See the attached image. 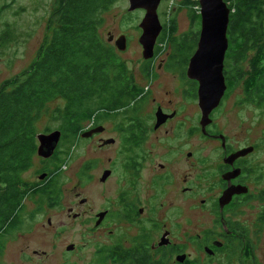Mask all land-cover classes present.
<instances>
[{
  "label": "flooded vegetation",
  "instance_id": "flooded-vegetation-1",
  "mask_svg": "<svg viewBox=\"0 0 264 264\" xmlns=\"http://www.w3.org/2000/svg\"><path fill=\"white\" fill-rule=\"evenodd\" d=\"M164 1L158 6L160 20ZM162 30L153 56L129 70L134 80L129 98L81 122L74 144H82L78 156L63 152L62 136L50 157L40 156L36 149L22 174L17 225L64 206L68 218L81 222L84 237L82 247L72 242L74 248L67 250L93 249L90 261L96 264H264L261 146L257 141L233 146L223 130L225 123L215 120L239 88L234 102L261 124L264 135V84L247 83L256 69L246 57L242 62L248 59V65L240 67L242 81L233 88L227 85L203 130L199 82L187 76L190 56L185 63L171 47L157 53ZM115 35L108 31L107 41L114 46L121 34ZM86 131L92 134L81 137ZM201 136L215 145L201 147ZM248 146L251 152L230 157ZM58 158L69 162L76 191L66 207L63 199L72 188L60 176L56 179ZM76 158L79 163L72 167ZM237 186L242 187L239 192L227 197V190ZM24 245L23 252L30 256L29 245ZM32 252L38 254L37 249Z\"/></svg>",
  "mask_w": 264,
  "mask_h": 264
},
{
  "label": "trees",
  "instance_id": "trees-1",
  "mask_svg": "<svg viewBox=\"0 0 264 264\" xmlns=\"http://www.w3.org/2000/svg\"><path fill=\"white\" fill-rule=\"evenodd\" d=\"M117 1L54 0L47 18L48 34L35 58L0 84V253L5 235L20 227V184L36 154L40 120L51 114L59 122L63 152L68 153L79 138L84 119L91 120L102 107H119L129 98L134 82L130 68L100 32L105 15ZM225 1L231 8L224 62L226 83L233 88L242 81L240 63L248 57L256 72L247 83L264 84V0ZM198 3L180 2L179 8L190 10L192 27L187 32L179 33L176 15H168L157 53L171 47L186 63L200 33L193 27L200 23V13L194 8ZM11 35L7 25L1 41L6 42ZM53 102L59 103L50 112ZM64 162L56 160V179Z\"/></svg>",
  "mask_w": 264,
  "mask_h": 264
},
{
  "label": "rangeland",
  "instance_id": "rangeland-1",
  "mask_svg": "<svg viewBox=\"0 0 264 264\" xmlns=\"http://www.w3.org/2000/svg\"><path fill=\"white\" fill-rule=\"evenodd\" d=\"M53 1L0 0V84L5 79L19 73L35 58L40 44L48 34L47 18ZM181 1H164V13L161 16V21L164 23L169 14L176 15L179 33L187 32L192 27L190 10L185 7L179 8ZM128 7V0H118L105 15V22L100 32L106 41L108 40V31L114 32L116 37L119 34L128 36L127 48L125 51L118 50V53L127 62L129 68L134 69L139 66V61L144 58L143 49L139 42V36L142 32L139 23L145 11L138 9L129 11ZM7 25L10 26L12 35L6 42H2L1 36ZM199 26L200 23H197L193 27L199 28ZM247 60L241 62L240 67H246L248 65ZM238 91L239 88L233 92V97L231 96L222 106L215 115V120L220 122L221 125L225 123L223 130L229 134L230 143L233 146L250 145L257 141L261 146L262 162H264V135L261 132V124H255L249 111L244 114L240 104L234 102ZM58 103L49 104L50 112ZM233 104V109L229 110ZM50 115L44 116L40 120L39 132H43L47 127H51V130L58 128L59 122L52 119ZM200 142L201 147L209 148L215 145L206 141V137L202 138V136ZM62 146L65 149V144ZM81 146L82 144L79 141L78 146L74 147L72 145L68 153L73 151V155L78 156ZM67 154L61 155V158L66 160ZM38 163L37 159L36 166ZM78 163L79 158H76L72 167H76ZM36 166L30 171L31 177H34L33 172ZM61 166L62 173H60L59 179L62 183H65V186L72 188L71 166L67 161L62 163ZM75 192L73 188L68 193L65 192L67 194L66 198L63 199L65 207L69 201L75 200ZM48 217H51V224L48 223ZM81 226L80 221H73L68 218L64 206L55 212L40 213L32 222L27 221L25 225H21L19 228L12 230L8 236H5L4 249L0 253V264H96L90 261L93 249L80 253H72L67 250L72 242L76 246L82 247L84 237ZM24 243L29 245V251L27 252L30 256L22 250L25 246ZM33 249H37L38 254L32 255ZM75 255L78 257L76 261H74Z\"/></svg>",
  "mask_w": 264,
  "mask_h": 264
},
{
  "label": "water",
  "instance_id": "water-1",
  "mask_svg": "<svg viewBox=\"0 0 264 264\" xmlns=\"http://www.w3.org/2000/svg\"><path fill=\"white\" fill-rule=\"evenodd\" d=\"M161 0H128L129 11L144 9L145 13L139 23L142 32L139 42L142 46L143 57L150 58L154 54L156 40L163 29L158 14ZM200 5V33L197 46L190 56L187 76L199 82V106L201 109V125L203 130L211 121L210 113L221 102L227 88L224 75V62L229 46L227 29L231 8L225 0H198ZM112 36L109 37L112 40ZM127 37L121 34L115 39V46L119 51L127 48ZM92 131L82 132L81 137L90 136ZM62 136L60 129L48 133H38L39 145L37 153L45 158L50 157ZM252 146L244 147L230 157L236 158L251 152ZM242 187L237 186L227 190L226 196L239 192ZM71 244L67 249H73Z\"/></svg>",
  "mask_w": 264,
  "mask_h": 264
},
{
  "label": "built area",
  "instance_id": "built-area-1",
  "mask_svg": "<svg viewBox=\"0 0 264 264\" xmlns=\"http://www.w3.org/2000/svg\"><path fill=\"white\" fill-rule=\"evenodd\" d=\"M194 8L196 9L197 13H200V5H199V3H198V5H195Z\"/></svg>",
  "mask_w": 264,
  "mask_h": 264
}]
</instances>
